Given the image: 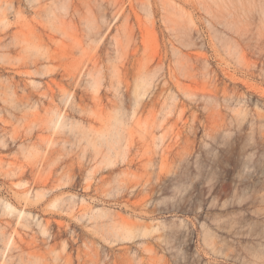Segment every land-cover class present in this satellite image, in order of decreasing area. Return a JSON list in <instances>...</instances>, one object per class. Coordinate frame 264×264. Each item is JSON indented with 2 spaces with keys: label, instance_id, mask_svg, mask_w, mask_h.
<instances>
[{
  "label": "rangeland",
  "instance_id": "obj_1",
  "mask_svg": "<svg viewBox=\"0 0 264 264\" xmlns=\"http://www.w3.org/2000/svg\"><path fill=\"white\" fill-rule=\"evenodd\" d=\"M0 158V264H264V0H0Z\"/></svg>",
  "mask_w": 264,
  "mask_h": 264
},
{
  "label": "bare ground",
  "instance_id": "obj_2",
  "mask_svg": "<svg viewBox=\"0 0 264 264\" xmlns=\"http://www.w3.org/2000/svg\"><path fill=\"white\" fill-rule=\"evenodd\" d=\"M144 47H145V46H144ZM131 49H132V48H131ZM133 52H134V51H133ZM133 54H135V53H133ZM152 55L155 56L154 54H152ZM97 57H98V56H97ZM155 57H157V56H155ZM95 58H96V57H95ZM160 58H161V56H160ZM100 59H101V58H100ZM133 59H134V58H133ZM135 59H136V58H135ZM248 59H249V57H248ZM93 60H94V58H93ZM136 60H137V59H136ZM152 60H153V59H152ZM83 61H84V60H82V62H83ZM97 61H98V60H97ZM99 61H100V60H99ZM159 61H161V60H159ZM159 61H158V62H159ZM93 62H94V61H93ZM95 62H96V61H95ZM95 62H94L93 64L96 66ZM127 62H128V61H127ZM80 63H81V62H80ZM77 65H78V64H77ZM77 65H76V67H77ZM80 65H81V64H80ZM101 65H102V64H101ZM125 66H126V65H125ZM148 66H149V65H148ZM74 68H75V67H74ZM78 69H79V68H78ZM94 69H95V68H94ZM75 70H76V68H75ZM95 70H97V68H96ZM95 70H94V71H95ZM75 72H78V71H75ZM102 73H103V72H102ZM70 74H71V76H73L72 73H70ZM253 75H254V73H253ZM68 78H69V77H68ZM53 81H54V80H53ZM51 82H52V81H51ZM68 83H69V82H68ZM68 83H67V84H68ZM47 84H48V83H47ZM53 84H54V82H53ZM56 84H58V83L56 82ZM74 84H75V82H74ZM48 85H49V84H48ZM60 86L62 87L61 84H60ZM60 86H59V87H60ZM68 86H69V85H68ZM49 87H50V85L48 86V90H50V92H51V89H49ZM61 87H60V89H61ZM57 88H58V87H57ZM98 88H99V87H98ZM98 88H96V89H98ZM42 90H43V89H42ZM58 90H59V89H58ZM63 91H64V90H63ZM63 91H62V94H63ZM65 91H66V90H65ZM67 91H68V90H67ZM97 91H98V90H97ZM97 91H96V92H97ZM43 92H44V93H47V91H46V92L43 91ZM52 92H53V90H52ZM60 92H61V91H60ZM137 92H138V91H137ZM36 94H37V93H36ZM39 94H41V93L39 92ZM59 94H61V93H59ZM123 94H124V93H123ZM29 95H30V94H29ZM37 95H38V94H37ZM45 95H47V94H43V96H45ZM73 95H75V94H73ZM135 95H136V94H135ZM135 95H134V96H135ZM137 95H138V94H137ZM137 95H136V96H137ZM25 96H26V95H25ZM39 96H40V95H39ZM139 96H140V95H139ZM26 97H27V96H26ZM45 97H46V96H45ZM96 97H97V96H96ZM24 98H25V97H24ZM48 98H49L50 102L48 103L49 107H47V108L49 109V108L52 107V105H53V103H54V94L51 93L50 95L47 96V99H48ZM79 98H80V97H79ZM92 98H93V97H92ZM98 98L100 99L101 97H98ZM138 98L140 99V97H138ZM138 98H137V100H135V101H136V103H137V101L140 102V103H137V104L140 105V104L142 103V101H139ZM22 99H23V98H22ZM29 99H30V97H28V100H29ZM61 99H62V98H61ZM69 99H70V98H69ZM94 99H95V100H94ZM94 99H93V102H94V101H96V102L98 101V99H96L95 97H94ZM133 99H135V98H133ZM28 100H26V101L28 102ZM49 100H48V101H49ZM101 100H102V98H101ZM101 100H100V101H101ZM82 101H83V100H82ZM41 102H42V101H41ZM41 102H40V103H41ZM73 102H74V101H73ZM98 102H99V101H98ZM98 102H97V103H98ZM136 103H133V104H136ZM137 104H136V105H137ZM44 105H45V104H44ZM54 105H55V103H54ZM54 105H53V106H54ZM78 105H79V103H78ZM98 105H99V103H98ZM101 105H102V104H101ZM101 105H99V107H100ZM42 106H43V104H42ZM136 107H137V106H136ZM71 108H72V107H71ZM55 109H56V108H55ZM57 109H59V108H57ZM134 109H135V108H134ZM51 110H53V112H54V113L52 112V115H54L53 118H52V121H53V120H56V122H57L59 119H61V115H62V114L60 115V113H59V114L57 113V112H60V111H57V110H56V111H57V112H56V111L54 110L53 107H52ZM63 110H64V109H63ZM81 110H82V109H81ZM97 111H98V110H97ZM71 112H72V111H71ZM71 112H70V113H71ZM182 112H183V111H182ZM83 113H84V112H83ZM96 113H97V116L100 114L99 112H96ZM65 115H66V114H65ZM67 115H68V114H67ZM67 115H66V116H67ZM83 115H84V114H83ZM95 115H96V114H95ZM262 116H263V115H262ZM67 117H68V116H67ZM98 117L101 118V116H98ZM98 117H96V118H98ZM62 119H63V118H62ZM66 119H67V118H66ZM88 119H90V118H88ZM98 119H99V118H98ZM101 119H103V117H102ZM104 119H105V118H104ZM104 119H103V120H104ZM63 120H65V119H63ZM105 120H106V119H105ZM116 120L119 121V123H121V121H120L121 119H116ZM56 122H54V125L56 124ZM58 122H59V121H58ZM100 122H101V121H100ZM51 123H53V122H51ZM57 124H58V123H57ZM57 124H56V125H57ZM52 125H53V124H52ZM54 125H53V127H54V129H55V126H56V125H55V126H54ZM61 125L63 126V124L60 123V124H59V127L62 128ZM89 125H90V124H89ZM101 126H102V124H100V127H101ZM104 126H105L104 128H106V125H104ZM109 126H110V125H109ZM109 126H108V127H109ZM117 126H118V125H117ZM108 127H107V128H108ZM63 128H65V127L63 126ZM110 128H111V127H110ZM117 128H118V127H117ZM2 129H6V128L3 127ZM91 129H92V128H91ZM91 129H90V132H91ZM111 129H112V128H111ZM92 130H93V129H92ZM99 130H100V129H99ZM102 130H103V128H102ZM4 131H5V130H4ZM95 131H98V130H95ZM100 131H101V130H100ZM100 131H98V132H100ZM63 133H64V132H62V135H61V136H64ZM91 133H93V132H91ZM91 133H90V134H91ZM115 133H116V131H115ZM60 134H61V133H59V135H60ZM99 134H100V133H99ZM88 136H89V135H88ZM112 136H113V135H112ZM112 136H111V138H112ZM66 137H68V136H66ZM107 138H108V137H107ZM117 138H118V137H117ZM121 139H122V138H121ZM113 142H114V141H113ZM117 143H118V142H117ZM174 143H175V142H174ZM167 144H168V143H167ZM4 146H6V145H4ZM7 146H8V145H7ZM7 146H6V147H7ZM168 146H169V145H168ZM111 147H112V146H111ZM120 147H121V146H120ZM169 147H170V146H169ZM169 147H168V148H169ZM171 147H172V145H171ZM173 147H174V146H173ZM7 148H8V147H7ZM168 148H167V146H166V149H168ZM162 149H163V148H162ZM164 149H165V148H164ZM164 149H163V152H164ZM169 149H170V148H169ZM169 149H168V150H169ZM165 151H166V150H165ZM165 154H166V153H165ZM165 156H166V155H165ZM0 160H1V158H0ZM132 160H133V159H132ZM132 162H133V161H132ZM132 162H131V163H132ZM134 162H135V161H134ZM13 167H14V166H13ZM13 167H11L12 169L9 168V171H10V170H13V169H16V167H14V168H13ZM19 167H20V165H18V168H19ZM21 169H23V168H21ZM21 169H20V170H21ZM17 170H19V169H17ZM17 170H16V171H17ZM127 170H128V169H127ZM127 170H126V171H127ZM14 171H15V170H14ZM127 172H128V171H127ZM5 173H6V174H5ZM5 173H4L3 176H6V175H7L8 170H7V172H5ZM9 173H10V172H9ZM11 173L14 174L13 171H11ZM128 173H129V172H128ZM19 174H21V175L23 176V172H22V170H21V172L19 171L18 175H19ZM9 175H11V174H9ZM15 175H17V174L15 173ZM21 175H20V176H21ZM7 176H8V175H7ZM11 176H12V175H11ZM20 176H17V177H20ZM13 177H15V176H13ZM2 204H3V206H4L5 209L10 210V212L12 211L13 207L11 206L10 203H7V202H5V201H2ZM84 209H85V208H84ZM97 215H98V214H97ZM100 215H101V214H100ZM102 215H103V214H102ZM95 218H96V217H95ZM95 218H94V219H95ZM50 221H51V220H50ZM48 222H49V220H47V223H48ZM49 223H50V222H49ZM60 223H61V222L58 223L59 226H60L61 224H63V223H61V224H60ZM46 226H47V225H46ZM61 226H62V225H61ZM60 228H61V227H60ZM61 229H62V228H61ZM58 231L61 232V230H59V229H58ZM58 234H59V233H58ZM60 235H61V234H60ZM60 235H59V236H60ZM77 236H78V235H77ZM55 237H56V234H55ZM55 237H54V239H55ZM34 238H35V236L32 238V239L35 241ZM32 239H31V240H32ZM72 239H73V237H72ZM74 239L77 240L78 238H75V237H74ZM33 240H32V241H33ZM32 241H31V242H32ZM73 241H74V240H73ZM73 241H72V242H73ZM35 242H36V241H35ZM75 242H76V241H75ZM37 246H38V245H37ZM71 253H72V252H71ZM69 254H70V253H69ZM76 254H77V257H78V254H79V253H77V250H76ZM76 254H75V256H76ZM71 255H72V254H71ZM69 256H70V255H69ZM73 257H74V255H73ZM64 258H65V259H66V258L69 259L70 257H68V256L66 255V257L64 256ZM64 258H63V260H64ZM71 258H72V257H71ZM79 259H80V258H79ZM66 260H67V259H66ZM64 261H65V260H64ZM70 261H71V260H69V263H70ZM66 262H68V260H67ZM66 262H65V264H66ZM72 262L75 264V262L73 261V258H72ZM77 262H78V259H77ZM77 262H76V264H79V263H77ZM60 263H63V262H60ZM60 263H59V264H60ZM73 263H70V264H73ZM46 264H47V263H46Z\"/></svg>",
  "mask_w": 264,
  "mask_h": 264
}]
</instances>
